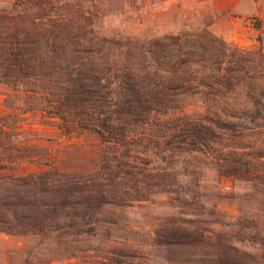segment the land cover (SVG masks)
Here are the masks:
<instances>
[{
  "label": "rangeland",
  "instance_id": "rangeland-1",
  "mask_svg": "<svg viewBox=\"0 0 264 264\" xmlns=\"http://www.w3.org/2000/svg\"><path fill=\"white\" fill-rule=\"evenodd\" d=\"M24 1L0 0V35H12L19 42L15 50L23 54L21 66L10 76L0 75V199L34 192L43 171L101 179L105 145L100 138L88 131L65 133L44 111L58 53L50 43H37L40 34L82 29L140 45L180 39L182 45L169 44L159 60L143 67L166 74L152 77V86L144 90L161 118L251 111L243 87L228 93L212 82L231 65L226 57L211 67L198 62L194 40L205 32L232 52L251 54L260 68L247 76L259 78L254 83L264 88V0ZM15 15L21 19L10 21ZM191 49L193 64L173 66ZM110 55L115 59L119 52ZM173 75L178 81L191 77V91L169 85ZM255 139L264 144V134ZM172 158L137 151L136 180L117 187L116 202L98 209L86 223L72 208L46 217L0 202V264H264V187L219 176L204 155ZM131 188L142 189L147 199L127 197L126 192L135 194ZM18 216L31 217L29 226L6 230Z\"/></svg>",
  "mask_w": 264,
  "mask_h": 264
},
{
  "label": "trees",
  "instance_id": "trees-1",
  "mask_svg": "<svg viewBox=\"0 0 264 264\" xmlns=\"http://www.w3.org/2000/svg\"><path fill=\"white\" fill-rule=\"evenodd\" d=\"M23 1L16 0V3L23 5ZM29 2L46 4L44 0H25L24 4ZM8 18L13 22L21 19L19 15ZM48 37L40 34L37 43H50L58 53V63L52 70L51 82L46 85L49 92L44 91L47 94L44 111L58 120L56 127L65 133L88 131L100 138L105 145L101 179L85 181L72 173L43 171L37 175L34 192L11 194L0 199L1 205L27 208L33 210V214L46 217L72 208L86 223L98 209L116 202L117 187L136 180L132 167L137 151L155 152L162 160L170 161L178 154L204 155L219 176L264 187V144L255 139L264 134V124H260L264 119V88L259 82L254 83L259 78L247 76L260 68L249 57L251 54L231 49L232 53H228L230 50L222 41L206 32L194 40L200 64L209 63L211 67L218 58H227L231 65L225 68L224 77H215L216 81L212 82L228 93L243 87L240 90L245 91L246 105L251 108L249 113L223 110L196 118H161L154 112L144 90L152 86V77L166 74L158 70L152 74L143 67L147 61L159 60L163 51H169V44L182 45L180 39L140 45L132 39L113 41L82 29L60 31ZM18 47L19 42L13 41L12 35L5 38L0 35L1 76H10L15 67L22 65L19 62L23 54L15 50ZM114 49L119 52L115 59L110 55ZM184 54L173 66L195 62L193 55L196 53L192 49ZM174 77L177 76L168 77L169 85L191 91V77L182 78L185 86ZM199 81L196 80L197 85ZM235 118L239 124H234ZM131 189L134 195L123 193L136 201L147 199L142 189ZM28 218L31 217L18 216L17 223H6L5 229L27 227Z\"/></svg>",
  "mask_w": 264,
  "mask_h": 264
}]
</instances>
